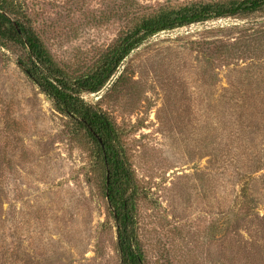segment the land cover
<instances>
[{"label":"rangeland","instance_id":"obj_1","mask_svg":"<svg viewBox=\"0 0 264 264\" xmlns=\"http://www.w3.org/2000/svg\"><path fill=\"white\" fill-rule=\"evenodd\" d=\"M7 1L54 65L76 78L101 65L144 20L241 0L0 6ZM253 22L264 26L256 13L161 32L130 53L100 91L83 95L117 134L143 264H264L262 129L226 104L255 95V81L264 80V41H242L229 65L212 61L226 40L238 38L234 27ZM20 61L27 63V52L0 38V264H120L98 151ZM242 189L255 201L249 212Z\"/></svg>","mask_w":264,"mask_h":264},{"label":"trees","instance_id":"obj_2","mask_svg":"<svg viewBox=\"0 0 264 264\" xmlns=\"http://www.w3.org/2000/svg\"><path fill=\"white\" fill-rule=\"evenodd\" d=\"M8 2L5 6H0V38L12 40L27 52V63L19 62L24 74L51 100L55 111L84 130L95 145L104 168L109 171V180L105 184V199L115 222L120 264H143L134 232L132 179L118 144L117 134L107 118L84 101L83 95L100 91L124 59L149 38L161 32L187 28L210 20L222 18L244 20L256 13L264 18V0H241L223 8L200 6L144 20L124 35L101 65L89 74L76 78L67 77L54 65L34 34L23 25L21 18L10 14L11 3ZM256 23L253 22L246 27H234L239 30L238 38H229L215 50L212 54L213 63L231 64L233 56L239 52L238 44L244 40L264 41V26H258ZM254 84L256 90L254 96L242 93L240 96L229 98L226 104L232 105V109L239 114H245L249 124L258 130L261 128V140L264 141V80L255 81ZM234 86L235 84L232 87ZM94 135L101 140L102 147ZM261 146L257 171L264 169V144ZM240 195L245 201V211L253 210L251 204L255 201L250 199L247 191L242 189Z\"/></svg>","mask_w":264,"mask_h":264},{"label":"water","instance_id":"obj_3","mask_svg":"<svg viewBox=\"0 0 264 264\" xmlns=\"http://www.w3.org/2000/svg\"><path fill=\"white\" fill-rule=\"evenodd\" d=\"M94 136H95V135H94ZM95 138L97 139L98 143H99L100 146L102 147V145H101V140H100L97 136H95ZM108 180H109V171H108V169H106V184L108 183Z\"/></svg>","mask_w":264,"mask_h":264}]
</instances>
